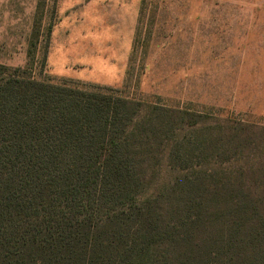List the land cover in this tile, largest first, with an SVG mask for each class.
Masks as SVG:
<instances>
[{"label": "trees", "instance_id": "1", "mask_svg": "<svg viewBox=\"0 0 264 264\" xmlns=\"http://www.w3.org/2000/svg\"><path fill=\"white\" fill-rule=\"evenodd\" d=\"M192 117L0 64V264H264V127Z\"/></svg>", "mask_w": 264, "mask_h": 264}, {"label": "rangeland", "instance_id": "2", "mask_svg": "<svg viewBox=\"0 0 264 264\" xmlns=\"http://www.w3.org/2000/svg\"><path fill=\"white\" fill-rule=\"evenodd\" d=\"M0 64L198 122L264 127V0H0ZM206 126L182 134L198 165ZM172 163L146 194L171 183Z\"/></svg>", "mask_w": 264, "mask_h": 264}]
</instances>
